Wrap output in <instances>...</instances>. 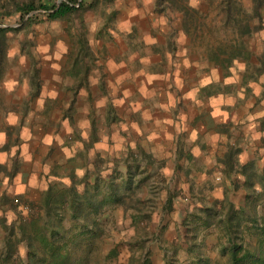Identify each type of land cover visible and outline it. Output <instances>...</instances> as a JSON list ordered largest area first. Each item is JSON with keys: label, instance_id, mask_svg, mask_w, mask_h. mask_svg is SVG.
I'll return each instance as SVG.
<instances>
[{"label": "rangeland", "instance_id": "374dc122", "mask_svg": "<svg viewBox=\"0 0 264 264\" xmlns=\"http://www.w3.org/2000/svg\"><path fill=\"white\" fill-rule=\"evenodd\" d=\"M25 1L0 0V15L10 13L0 23L10 29L0 86L11 101L27 97L34 72L61 96L66 79L51 80L52 65L62 71L73 60L80 70L88 62L89 84L67 111L63 100L33 113L36 130L61 128L75 152L62 156L55 183L21 176L0 200V264H31L27 238L38 243L43 227L81 264H230L223 205L241 217L238 256L264 264V6L260 21L253 0H94L65 18L38 9L24 22L15 3ZM245 25L261 26L241 35ZM214 109L225 123H211ZM224 153L239 161L231 175L235 159L219 162ZM59 191L65 202L46 205ZM72 194L90 195L98 209H82V198L72 207Z\"/></svg>", "mask_w": 264, "mask_h": 264}, {"label": "crops", "instance_id": "0c3cea01", "mask_svg": "<svg viewBox=\"0 0 264 264\" xmlns=\"http://www.w3.org/2000/svg\"><path fill=\"white\" fill-rule=\"evenodd\" d=\"M82 64V70H80L73 60L72 63H66L67 66L63 68L62 71L61 68L52 65V69H55V72L51 73V80H55V83L60 81L58 86H61V79H66L65 85L61 88V96L64 94L62 97L59 96L60 94L57 89L56 92H53L54 85L48 84V79H43L37 72L32 73L29 80L26 79L28 81V87L30 85L29 92L27 97H23L20 101H11V89L5 84V82L0 86V96L4 95V90L6 91V96L0 98L1 201H5L10 188H14L16 185L20 184L21 176L27 178L30 176L31 178L33 177V179H40L41 183H44L45 187H47L49 184L55 183L60 175H63L61 174L62 168H59L57 165L62 163L63 155L66 160H69V158L73 156L75 146H68V143L64 139L65 133H63V130L59 127V129H56L48 126L45 130L41 131V128L36 130V124L32 116L35 111H46L48 109L47 107L51 104L57 105L61 101V104H63V100L66 101L65 111L72 107L78 94H82L84 90L87 91L88 89V73L90 66H88V62L85 61V58H83ZM63 70H66V72ZM199 110L200 108H197V115H200ZM213 112H215V115H213ZM218 112H222L221 109H214L209 112V115L212 118L211 123L217 124L224 122L223 117L218 114ZM227 117L230 118L229 116ZM64 120H67V117L64 118ZM231 122L234 123V120L231 119L229 125H231ZM214 124L212 125V129L213 127L215 128ZM226 125L228 124H220L219 128H227ZM219 128L214 129L215 133L218 135H223L227 130L226 128ZM196 138L191 142H202V140H197ZM141 152L144 153V151H137V153ZM145 154L147 153L145 152ZM134 155L136 154L134 153ZM219 156V158L217 157L219 162L226 161V159L230 161L235 159L234 162H230L232 168L228 171V174L233 173L230 171L234 170L235 166H237H234L235 162L239 163L237 157H233V153H224ZM178 157L179 155L177 158ZM198 157L200 156L195 155L196 159ZM177 158L173 159L178 161L179 158ZM22 163H24V166H28L20 170ZM178 165L180 166V163H177V166ZM241 165L243 168L247 167L246 162H242ZM248 165H250V163ZM131 167H133V165ZM128 170L129 168L127 171ZM62 172L65 171L62 170ZM27 178H25L24 181ZM93 181L94 179L91 182ZM5 183L7 184L5 185ZM11 183L13 186H11ZM23 188L20 187V190L18 191L19 194L24 193Z\"/></svg>", "mask_w": 264, "mask_h": 264}, {"label": "trees", "instance_id": "16d2710c", "mask_svg": "<svg viewBox=\"0 0 264 264\" xmlns=\"http://www.w3.org/2000/svg\"><path fill=\"white\" fill-rule=\"evenodd\" d=\"M94 4V0H90V1H86V0H60L59 2H56L54 4H49L46 2H35L34 0H28L25 1L23 3H15V10L16 12L21 13V18L22 21L24 20V22L26 20H32L33 18L37 17L35 15H32V13L38 9H42L43 12L45 13V15L47 16V18L49 20H56V19H61V18H65L68 14H70L71 12H74L76 10H78L79 8H86L87 6H90ZM264 6V0H253V10L251 15H253V17L259 19L261 21L262 19V12H261V7ZM10 14L9 12L7 13H2L0 15V23H1V18L5 17L6 15ZM259 22V21H258ZM261 23V22H260ZM259 23V24H260ZM261 26V25H260ZM259 25L254 26V29L248 26H243L240 27V34H248L251 33L254 30H258L260 29ZM10 30L8 27H4V26H0V42L1 39L3 38V36L5 35V33ZM240 54V51H236V49L230 51L228 58H227V62H229L230 59H232V57H236ZM230 57V58H229ZM217 59H219V57L217 56ZM216 59V60H217ZM224 60V59H223ZM222 59L219 60L221 65H225V62ZM258 60L259 63L261 65V72L264 75V44H263V48L262 51L260 52L259 56H258ZM219 62H217L219 64ZM231 169V165L229 166ZM52 192H48V194L45 196V204H50V203H54L53 201H57V202H65L64 199V195L65 192L64 191H59V193L53 198V194H51ZM93 199L95 198V195H92ZM52 198L54 200H52ZM78 198H82L84 199V202H86V205L84 207V205H82V209L86 208V207H91L94 210H97V204H93L92 199L90 198V195H82V194H72L71 195V202H72V207L75 206V200ZM85 198H89L86 199ZM82 199H80V201H82ZM91 199V200H90ZM78 201V200H77ZM222 202V201H221ZM227 207L228 210H226L227 212H225L224 214V220H223V225L222 228H224L226 230V233L228 235V240L229 243L231 245V255H230V264H245L244 262L248 261V258L250 257L248 251L245 252L244 255L242 256H238L239 251L241 250V244L235 241V237L237 236V232L240 229V221H241V217L238 216L236 218L233 219V215L231 213V209L229 210L230 206H222V211ZM215 213H219V210H213ZM59 216V215H58ZM235 219H237V221H235ZM220 221V219H218ZM222 220V218H221ZM213 219L212 217H206V219H204V224L206 226H209L212 223ZM40 226L36 227L35 233L37 234V231L40 232V229H38ZM264 227V226H263ZM44 229H46L45 227H43V230L41 231L39 238L38 236H36L38 239V243H32L33 240L28 239V242L31 243L30 248L32 249L30 252V257H29V262L31 264H81V259L78 260L76 258H72L70 255L71 253H69L68 251H64V253L62 252V245L59 244H55L53 243V245L47 240L46 236H45V232ZM51 232L54 233L53 230H51ZM48 244V247H47ZM44 246L46 247V249L44 248ZM240 246V247H239ZM256 258V257H255ZM261 258V257H260ZM72 260V261H70ZM261 260V259H260Z\"/></svg>", "mask_w": 264, "mask_h": 264}]
</instances>
